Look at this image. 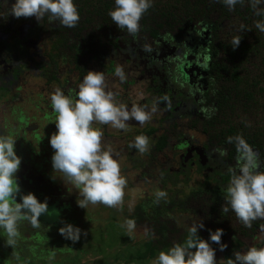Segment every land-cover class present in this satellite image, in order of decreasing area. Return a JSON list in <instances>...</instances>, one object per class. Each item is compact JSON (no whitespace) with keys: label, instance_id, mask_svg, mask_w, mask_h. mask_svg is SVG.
Listing matches in <instances>:
<instances>
[{"label":"flooded vegetation","instance_id":"flooded-vegetation-1","mask_svg":"<svg viewBox=\"0 0 264 264\" xmlns=\"http://www.w3.org/2000/svg\"><path fill=\"white\" fill-rule=\"evenodd\" d=\"M40 25L36 19L33 23L32 18H15L11 7H0V135L22 141L20 146L24 145L31 155L51 160L54 150L49 140L56 131L51 93L60 88L74 96L87 71H100L105 75L107 90L115 94L118 102L129 108L133 104L146 106L152 112L149 122L141 126L129 121L127 130L97 125L102 127L104 139L112 136L126 141L127 161L139 171L136 181L156 183L155 192L163 190L169 196L215 188L217 183H210L207 174L216 170L220 171L215 174L221 175L219 181L227 178L229 183L228 170L235 167L237 152L229 157L220 146H211L194 125L214 112L216 94L210 73L208 29L197 31V43L194 39L184 40V35L195 31L193 28L185 31L182 38H157L149 44L142 37L123 33L107 40L105 48L91 58L76 50L81 54L77 62L58 49L55 38L41 35ZM49 28L59 26L50 24ZM171 43L175 46L170 47ZM181 43L189 47L187 54L182 52ZM118 66L123 69V81L115 75ZM141 134L150 141L149 151L143 154L129 146ZM189 134L202 136L204 145L194 144ZM161 138L166 140L162 146ZM218 150L226 155L221 156ZM216 153L223 168L209 167ZM156 169L161 176L154 175ZM195 172H202L203 181L197 189H190L188 182ZM146 197H155V193Z\"/></svg>","mask_w":264,"mask_h":264},{"label":"trees","instance_id":"trees-1","mask_svg":"<svg viewBox=\"0 0 264 264\" xmlns=\"http://www.w3.org/2000/svg\"><path fill=\"white\" fill-rule=\"evenodd\" d=\"M13 3L15 0H0V7L6 10ZM74 3L80 13V21L75 28L63 27L58 21L49 23L45 17L38 31L45 37L59 41L58 49L70 55L72 60L80 62L81 52L86 58H91L105 48V43L112 37L123 33L130 35L126 30L117 28L108 15L115 7L114 0H74ZM256 9L264 10V0H260L255 7L253 0H243L231 11L222 0H152V7L141 19L140 32L135 37H142L149 44L157 38H182L190 28L210 31L208 50L216 94L214 112L210 117L195 122V129L206 136L211 146L218 145L228 152L229 157L236 151V146L234 142L229 143L228 138L242 136L258 153L264 168V32L256 27L257 21H264V15H257ZM32 22H35L34 17ZM50 24L58 25L59 28L52 30ZM237 36L241 43L234 49L232 41ZM76 50L80 53H76ZM165 141L160 139L161 146ZM36 168L42 170L41 165ZM17 179L22 193H29L22 184L25 179L26 182L29 179L20 173H17ZM227 181L224 178L215 188L203 192L194 190L179 196L167 195L158 203L156 197H145L138 201L130 211V219L135 221V227L146 229V238L143 249L136 250L126 263L152 259L159 251L167 250L174 243H183L188 229L200 222H203L204 229L198 235L203 239L209 238V230L219 228L224 231L222 242L227 244V249L221 252L218 245H212L222 255V262L218 264H226L227 259L232 258L238 249L247 251L252 246L264 247V241L255 243L256 235L262 232L264 220L258 219L251 228H247L231 210L227 213L221 210L225 203ZM34 194L40 202L47 200L48 212L42 217L47 220L48 217L54 218L51 224L40 221V226L35 228L27 221H22L20 235L14 246L7 244V235L0 228V264H46L33 261V252L38 246L49 248L48 255H51L52 240L55 239L54 244H59L60 238L53 232L63 226L62 222L68 220L67 216L70 213L79 214L74 217L75 220L79 216L89 217V209L58 201L62 197L61 193L56 195L52 188ZM17 202H20L19 197ZM68 251L73 252L71 249Z\"/></svg>","mask_w":264,"mask_h":264},{"label":"clouds","instance_id":"clouds-1","mask_svg":"<svg viewBox=\"0 0 264 264\" xmlns=\"http://www.w3.org/2000/svg\"><path fill=\"white\" fill-rule=\"evenodd\" d=\"M222 2L231 11L243 0ZM259 3L260 0H253L254 7ZM114 4V9L108 13L112 22L135 37L140 32L141 19L152 7V0H114ZM256 14L264 15V10L256 9ZM11 15L17 19L34 17L38 22L47 17L49 23L58 21L66 28H75L80 21L74 0H15ZM256 27L264 32V21H257ZM240 43V37L233 38L234 49ZM115 75L121 81L125 79L119 66ZM50 103L56 128L49 140L54 150L52 168L79 189L82 198L76 201L77 205L82 209L90 204L109 208L121 206L127 179L121 173L120 162L115 158L117 154L110 145H105L103 129L97 125L127 130L129 121L141 126L149 122L152 112L146 106L133 104L129 108L118 102L115 94L107 90L105 75L100 71H87L74 96L56 88L50 95ZM228 142L235 143L237 158L235 167L228 170L230 179L221 210L224 213L231 210L239 222L251 228L254 221L264 220V168L258 153L242 136L229 137ZM15 143L12 137L0 135V228L6 233L10 246L17 242L22 221L39 227L40 217L48 212L47 200L40 202L34 193L23 194L21 191L17 173L22 161L15 152ZM149 144V137L141 134L129 146L143 154L149 151ZM218 151L221 156L226 155L223 150ZM166 196L163 190L155 192L157 203ZM62 223L58 231L64 239L75 243L86 235L79 227ZM125 224L129 231L135 228L134 220L128 219ZM202 229L203 222L193 224L183 243H174L167 251H159L151 264H218L217 249L212 245H218L221 252L227 249V244L222 242L224 231L219 228L209 230V238L203 239L198 235ZM261 231H264V225H261ZM226 264H264V247L252 246L245 252L236 251Z\"/></svg>","mask_w":264,"mask_h":264},{"label":"rangeland","instance_id":"rangeland-1","mask_svg":"<svg viewBox=\"0 0 264 264\" xmlns=\"http://www.w3.org/2000/svg\"><path fill=\"white\" fill-rule=\"evenodd\" d=\"M185 41H190L194 39V43H197L200 39L197 31H190L184 35ZM175 46L174 44H168ZM171 47V46H170ZM182 52L188 53L189 47H186L184 43H181ZM193 50V49H192ZM191 52H195L192 51ZM197 54V52H196ZM37 83H39L37 81ZM24 109L29 112V108L26 106V103L22 104ZM29 116L32 114L29 112ZM21 129V125L19 126ZM112 130H116L112 128ZM111 129H108L110 133H113ZM193 136L191 138L192 142L198 146L204 145V138L198 134H189ZM19 142V143H17ZM22 143V141H21ZM20 141L15 143V152L17 156L21 158V166L18 171L20 175H23L29 179L28 182H22L23 187L30 191L31 193L38 194L39 191L42 193L52 188L55 190L56 195L61 193V199H58L61 203L66 205L77 204V200L81 199L79 195V190H75V186L71 183H68L64 178L63 174L54 171L52 168V163L46 156L35 154L31 155L29 152L20 146ZM105 145H110L116 155V159L119 160L121 165V173L127 179V186L125 188L124 201L121 206L116 208H109L104 205H89L87 207V213L89 217L79 216V219L75 220L74 217L77 215L67 216L66 223H70L76 227H79L82 231L86 232V235H82L78 242L73 243L70 240L64 239L59 234V229H56L55 234L60 235L58 238L59 244H54L55 239L50 242V247L53 249L51 255H48L49 248L43 249L39 247L33 252L35 262H41L46 264H151V261L156 258L159 254L157 253L154 258L147 259L144 261H131L126 263L128 258L135 254L136 250L143 249V242L146 238V229L142 227H135L133 230L129 231L125 221L130 219V211L138 203V201L144 199L147 195L152 196L155 193V189L158 187L156 183L144 182L142 180L136 181L135 178L139 174V171L132 168V163L127 161L128 150L125 149L126 141L111 136L110 138L104 139ZM23 144V143H22ZM50 145V144H49ZM50 147V146H48ZM132 150V149H130ZM167 154L168 151L165 150ZM215 160L212 162L209 167H219L221 165V160L219 155L215 154ZM164 161V159H161ZM37 165L42 166V170L36 168ZM224 166L221 165L220 168ZM217 172H209L207 174V179H210V183L219 182V176L215 175ZM154 175L161 176L159 171L153 170ZM202 174V172H201ZM200 173L195 172L190 176L189 187L192 189H197L199 183H202L203 176ZM40 189V190H39ZM73 190V192H70ZM59 191V192H58ZM69 193H66V192ZM70 193L72 195H70ZM47 194V193H46ZM83 215H85L83 213ZM45 216V214H44ZM46 218L40 217V221L47 222L51 224L53 220L52 217ZM56 218V216H55ZM264 241V231L256 235L255 243L260 244ZM7 247V246H5ZM1 248V245H0ZM64 249V251H59ZM71 249L73 252L68 251ZM167 251V250H165ZM240 252H245L246 250L241 248L238 249ZM217 262H222V255L219 252H216Z\"/></svg>","mask_w":264,"mask_h":264}]
</instances>
